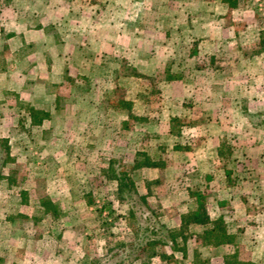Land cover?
Masks as SVG:
<instances>
[{"label": "rangeland", "instance_id": "rangeland-1", "mask_svg": "<svg viewBox=\"0 0 264 264\" xmlns=\"http://www.w3.org/2000/svg\"><path fill=\"white\" fill-rule=\"evenodd\" d=\"M217 2L202 1L216 11H224L218 10ZM27 4H31L30 0H0V20L5 17L8 23L0 27L3 34L11 31L9 23L14 19L26 16ZM237 8L228 13L242 39V50L264 49V0H238ZM49 35L53 38V32ZM3 39H0V74H4L0 79V264H44L45 260L49 264H203L204 260L206 264H264L261 216L249 219L252 225L245 224L247 219H233L240 224L228 244L215 247L194 238L201 226L189 221L188 213L196 203H203L201 210L209 215L210 225L216 222L226 228L231 219L217 216L219 207L210 199L208 187L193 183L194 170L186 173L166 168L170 158L154 147L159 136L144 139L147 145L142 147L144 153L135 158L136 164L151 158V162L163 163L152 177L156 180L149 186L143 179L149 176L141 171L133 177L130 160L133 154L124 151L128 141L131 143L128 148L139 145V136L132 140L131 135L127 138V132L119 130L118 145L116 139L111 141V134L117 131L107 128L105 121L109 103L127 95L121 85L113 86L111 75L99 81L105 87L98 97L103 101L95 109V105L88 106L80 98L77 89H72L79 85V78L72 79L74 85L66 72L57 77L49 75L52 80L40 81V86L36 82L44 77L41 71L50 70L51 59L47 60L46 55L56 51L49 50L48 38L17 50H13L8 39ZM235 44L231 42L227 49L237 48ZM12 59L20 61L22 69L32 62L31 74L3 72ZM119 66L121 71H128L123 62ZM131 79L136 80L132 83L135 86L152 83L145 76ZM118 101L123 104V100ZM92 109L98 110L99 118L105 120L83 119ZM109 123V126L118 124ZM186 124L182 128L185 132L189 127ZM261 143L264 147V139ZM113 145L119 148L113 150ZM175 184H179L176 189ZM144 189L151 193V204L145 199ZM179 211L184 215L178 233L183 234L176 235V247L182 250L173 248L165 236L168 229L176 227L178 220L173 212ZM147 225H153V230L144 231ZM240 227L243 231L238 232ZM146 239L167 241L151 246L154 254L150 256L142 248Z\"/></svg>", "mask_w": 264, "mask_h": 264}, {"label": "crops", "instance_id": "crops-1", "mask_svg": "<svg viewBox=\"0 0 264 264\" xmlns=\"http://www.w3.org/2000/svg\"><path fill=\"white\" fill-rule=\"evenodd\" d=\"M202 1L30 0L24 8L26 16L9 23L10 32L0 30V39H8L17 50L48 38L49 50L56 51L46 55L50 70L41 71L44 77L36 82L40 86V81L52 80L49 75L66 72L70 83L79 78L72 89L95 109L103 101L98 97L105 85L99 81L111 75L113 86L121 85L127 95L109 103L106 120L94 108L83 119L107 121V128L117 131L111 141L116 139L118 145L119 130L132 140L139 136L140 144L128 148V141L124 152L133 154V177L145 172L149 177L143 179L149 186L163 163L151 158L136 164L135 158L144 153V139L159 136L154 147L170 158L166 168L194 170L193 183L208 187L210 199L219 207L217 216L231 219L226 231L232 234L240 224L233 219H247L245 224L252 225L249 219L264 218V49L242 50V39L228 13L238 9V0H217L222 12ZM7 24V18L1 17L0 27ZM233 41L237 48L227 49ZM12 60L3 68L6 74L33 71L32 62L22 69L20 61ZM122 62L127 72L121 71ZM139 76L152 83L132 85L136 80L131 78ZM126 121L131 124L123 125ZM179 121L184 124L178 125ZM109 122L118 124L109 126ZM143 194L149 203L151 193L144 189ZM173 214L176 226L180 225L183 212Z\"/></svg>", "mask_w": 264, "mask_h": 264}, {"label": "trees", "instance_id": "trees-1", "mask_svg": "<svg viewBox=\"0 0 264 264\" xmlns=\"http://www.w3.org/2000/svg\"><path fill=\"white\" fill-rule=\"evenodd\" d=\"M203 203H196V207L194 208V210H192L191 212L188 213L189 216V221L191 220V222L197 223L199 224L201 227L199 229V231L197 233H195L194 238H199L201 240L202 243L204 244H212V245H217V244H228L232 242V234L228 233L226 231L225 227H221L219 226L216 222L211 223L210 222L211 219L208 217V215L203 212L201 210ZM184 215V213H183ZM182 219V218H181ZM153 225H151L150 227H144V231L147 230H153ZM180 228V225L174 227V229H168L167 233L165 234L168 242L170 243V245L173 248L182 250L180 247H176V235H182L183 233H178V230ZM182 239L183 236H180ZM166 240V241H167ZM166 241H152L151 239H146V241H144L142 248H144L146 250V252L148 253V255H153L154 251L152 249L151 246H153L154 244H166ZM183 242V241H182ZM181 242V244H183ZM129 246H131L132 244L129 243ZM138 247V246H137ZM149 250V251H148ZM207 260H204L203 264H206Z\"/></svg>", "mask_w": 264, "mask_h": 264}]
</instances>
